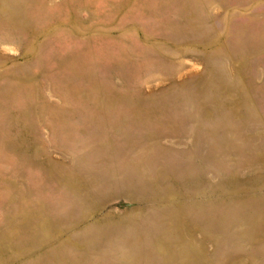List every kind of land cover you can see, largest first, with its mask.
<instances>
[{"label": "rangeland", "instance_id": "rangeland-1", "mask_svg": "<svg viewBox=\"0 0 264 264\" xmlns=\"http://www.w3.org/2000/svg\"><path fill=\"white\" fill-rule=\"evenodd\" d=\"M0 264H264V0H0Z\"/></svg>", "mask_w": 264, "mask_h": 264}]
</instances>
